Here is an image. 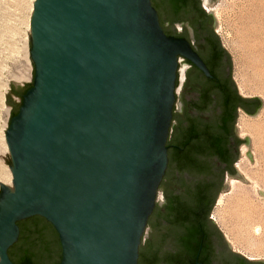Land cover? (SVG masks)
I'll list each match as a JSON object with an SVG mask.
<instances>
[{
    "label": "water",
    "instance_id": "1",
    "mask_svg": "<svg viewBox=\"0 0 264 264\" xmlns=\"http://www.w3.org/2000/svg\"><path fill=\"white\" fill-rule=\"evenodd\" d=\"M29 38L32 86L5 133L12 180L0 183V264H14L8 250L18 223L35 216L57 232L59 264H138L139 250L160 247L167 230L158 211L177 188L165 176L168 154L181 149L167 147L178 118L212 124L220 115L215 104L201 113L189 108L199 95L186 80L175 95L178 59L212 76L186 39L164 33L151 0H34ZM253 98L260 105L243 113L249 117L262 106ZM241 140L247 151L237 157L252 163L249 138ZM208 165L212 176L222 169L215 160ZM228 178L246 182L234 164L233 175L218 179V194L230 188ZM220 234L218 254L233 252ZM172 247L166 243L161 255ZM56 255L59 248L43 262Z\"/></svg>",
    "mask_w": 264,
    "mask_h": 264
},
{
    "label": "trees",
    "instance_id": "2",
    "mask_svg": "<svg viewBox=\"0 0 264 264\" xmlns=\"http://www.w3.org/2000/svg\"><path fill=\"white\" fill-rule=\"evenodd\" d=\"M196 1L151 0V3L158 12L159 22L162 25L166 22L179 21V13L183 12L189 4H197ZM194 9L204 15V12L198 7L194 6ZM214 58L212 57L209 61L210 64H212ZM32 82L25 87L24 92L32 86ZM23 93L20 95L11 89L8 98L10 96L17 97L21 103ZM211 104L212 100L209 99V93L203 92L199 96V101L189 104V108L201 113ZM8 105L11 106L12 103L8 101ZM228 107L229 98L223 96L217 106L220 115L218 120L212 124H200L199 121L187 116L178 118L177 139L171 143L170 148L175 142H179L178 146L181 149L176 153L170 151L168 154V170L165 176L167 177L165 180L169 184L173 183L177 188L170 194L166 193V204L163 210L159 209L158 211L165 216L167 230H164L161 235L160 247L146 251L145 245L144 249L139 250L138 264H183L189 261L192 262L193 258L202 254L205 256L203 261L206 260L209 264L215 259L213 250L215 243L213 240L216 238L222 243H224V240L212 222L206 220V216L211 212L219 191L218 179L222 176L224 168L228 169L230 167V174H234L231 165L237 159V154L233 153ZM16 113L17 110H12L10 119ZM210 160H215L221 167H224L219 170L216 176L210 175L211 169L208 165ZM186 174L191 177L194 183L187 184L184 179L182 180V177ZM176 180L179 182H176ZM168 242L174 245L172 247L174 251L161 255V249ZM58 248L60 257L57 264L60 263L61 259L60 243ZM240 259L243 263L250 264L244 258L240 257ZM18 260L19 264H29L31 262L29 256L20 257Z\"/></svg>",
    "mask_w": 264,
    "mask_h": 264
},
{
    "label": "rangeland",
    "instance_id": "3",
    "mask_svg": "<svg viewBox=\"0 0 264 264\" xmlns=\"http://www.w3.org/2000/svg\"><path fill=\"white\" fill-rule=\"evenodd\" d=\"M234 1L236 3V0H217L215 4H213V6L207 0H201V5L207 10H210L212 7H214L213 12L220 27L221 42L232 61L231 72L233 78L235 73V58L240 57V61L243 62L237 45L238 39L236 37L239 34L236 30L233 31V27L229 26L228 19H233V11L231 10L228 12L226 10V5ZM33 2L34 0H0V92H4L5 106L4 110L2 112L0 111V135H3V137L9 127L10 115L12 110H18L19 106L21 105L19 98H8L11 89H13V86L20 89L22 85L26 87L32 82L33 64L30 60L29 55V29L26 28L25 23L27 20V16H29V14L32 12ZM234 12L236 15L237 10ZM181 61H183V59L179 58L178 63H180ZM186 69H188V66H186L184 63L180 64L177 69L178 78L177 86L174 91L175 95H179L180 93L182 84L185 80L184 71ZM256 71L257 72L254 74V72L251 70L249 76L246 77L251 85L248 92L245 91V93H241V95L240 91L237 89L239 95L242 97H259L262 101V106L256 116L249 117L245 114L239 113L236 121L237 136L239 138H244L245 136L249 138L252 163H250L247 156L240 155L237 157L235 165L237 167V170L243 176L244 174L238 168L240 166L257 174L258 185L257 187H254V185L252 184L253 182L247 180L245 176L244 178H246V182L241 180H236L233 182H235L237 186L251 191L249 204L251 203V205L256 206L264 217V141L261 139V137H264V96H261L257 94L256 91H254L257 89L259 90V88L261 87V84L264 80V68H257ZM259 71L260 74L263 75V78L260 77V81L259 79L254 81L255 77H259ZM8 101L12 103L11 106L8 105ZM240 119L244 120L245 125H247L245 129L239 127ZM254 123L259 124L256 132L254 131V129L248 127V125ZM246 151V145H242L239 147L240 154H245ZM6 154L9 159L6 145L4 144V147H2L0 144V163L6 167H9L3 159L6 158ZM254 173H251L253 177H255ZM231 182L232 178H228L227 184H230V188H228L227 191L219 193L217 195L215 203H217L219 198H223V204L225 206L227 205L229 200L225 199L229 197V194L231 192ZM156 200L163 201L162 191H157ZM215 203L213 205L214 208H212V212L210 213V217H212V219L213 215L217 211ZM218 209H221V207ZM224 211H226L227 213ZM224 211L222 210V213H224V215L221 213L220 214L227 219V226L224 227L222 225H219L218 223H216L215 225L222 233L230 249L233 252L241 255L242 257L248 258L250 260H264V222L260 223L261 226L258 225L260 227L258 232L255 231L253 226L249 228V233L246 234L244 231L237 230L238 223L235 222V220H231V217H227L230 216L228 210Z\"/></svg>",
    "mask_w": 264,
    "mask_h": 264
},
{
    "label": "flooded vegetation",
    "instance_id": "4",
    "mask_svg": "<svg viewBox=\"0 0 264 264\" xmlns=\"http://www.w3.org/2000/svg\"><path fill=\"white\" fill-rule=\"evenodd\" d=\"M207 1L213 5L217 0ZM154 3L157 5L156 2ZM196 3L189 4L183 12L179 13V21L174 23L166 22L161 27L168 36L186 39L212 76L211 78L206 77L203 71L188 60L183 59L184 64L189 69L187 77L185 78L186 86L191 90L196 89L199 96L203 92H208L209 99L212 100V104H215V106H218L223 96L229 98L228 111L230 115V130L232 133L231 138L233 140V153L238 155L239 147L244 145V141L236 135L235 124L237 116L239 113L254 114L259 108L260 100L239 95L237 91L238 87L236 88L237 84L235 85L236 82L232 78L230 56L221 42L219 23L213 12L214 7L207 10L201 5V0H197ZM194 6L203 11L204 15L195 11ZM212 57L215 58L212 60V64H210L209 61ZM24 90V85L20 89L13 86V92L17 94L21 95ZM13 98L12 96L9 97V99ZM170 146L171 144L169 143L168 151L171 149ZM234 164L231 165L233 169ZM224 174H230V167L228 169L224 168L222 177ZM210 213L207 214L206 220H210ZM18 244L17 249L12 252V249ZM213 250L215 252V259L210 264H245L241 261V256L233 252H229L226 255H219L216 246L213 247ZM57 252V232L44 218L35 216L20 222L18 240L9 248L8 256L14 264H19L18 259L20 257L27 256L30 257L31 262L29 264H48L47 262H43V259L54 256ZM204 257L203 254L197 255V257L193 258L192 262L189 261L183 264H209L206 260H204L205 262L203 261ZM244 259L247 260L246 258ZM249 262L250 264H256L252 261ZM57 263L56 255L55 260L49 264Z\"/></svg>",
    "mask_w": 264,
    "mask_h": 264
},
{
    "label": "bare ground",
    "instance_id": "5",
    "mask_svg": "<svg viewBox=\"0 0 264 264\" xmlns=\"http://www.w3.org/2000/svg\"><path fill=\"white\" fill-rule=\"evenodd\" d=\"M226 10L228 12L231 10L233 11V19H228L229 26L233 27V31L236 30L239 34L236 38L238 39L237 45L243 62L240 61V57L235 58L234 80L236 81L240 93L243 94L245 91L248 92L251 87L250 82L246 79V77L249 76L250 71L252 70L255 74L257 72V68H264V0H236V3L234 1L226 5ZM236 10L237 12L235 15L234 11ZM31 13L29 16H27L25 23L27 29H29ZM258 76V78H254V81L258 80L260 77L263 78V75L260 74V71ZM254 91H256L257 94L264 96V80L259 90L257 89ZM4 108V92H0V111L2 112ZM258 125L259 124L254 123L248 125V127L254 129L256 132ZM239 127L242 129L247 127L244 120H239ZM261 139L264 141V137H261ZM4 142L5 135L4 137L3 135H0V144L2 147H4V144L6 145ZM238 168L244 174L247 180L250 182L252 181L254 187H257V174L241 166ZM251 173H254L255 177H253ZM11 180L12 178L9 168L0 163V183L4 186H10ZM233 181L234 180L231 182V192L229 197L225 199L229 200V202L225 206L223 204L224 199H218L216 206L217 211L213 215V219L219 225L226 227L227 219L223 216L224 213H222V210H228L230 216L227 217H231V220H235V222L238 223V231H244L246 234H248L249 228L254 226L255 231L258 232L260 229L259 226H261L260 223L264 222V217L256 206L251 205V203L249 204L251 191L237 186ZM220 207L221 209H218Z\"/></svg>",
    "mask_w": 264,
    "mask_h": 264
}]
</instances>
